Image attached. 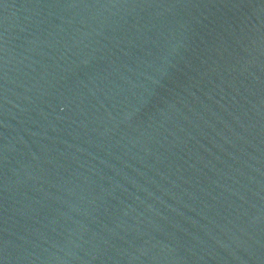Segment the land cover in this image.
Listing matches in <instances>:
<instances>
[{
  "label": "water",
  "instance_id": "water-1",
  "mask_svg": "<svg viewBox=\"0 0 264 264\" xmlns=\"http://www.w3.org/2000/svg\"><path fill=\"white\" fill-rule=\"evenodd\" d=\"M0 264H264V0H0Z\"/></svg>",
  "mask_w": 264,
  "mask_h": 264
}]
</instances>
